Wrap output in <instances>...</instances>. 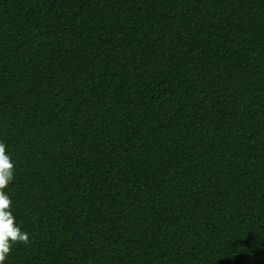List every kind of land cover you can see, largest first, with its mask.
<instances>
[{"label": "trees", "instance_id": "16d2710c", "mask_svg": "<svg viewBox=\"0 0 264 264\" xmlns=\"http://www.w3.org/2000/svg\"><path fill=\"white\" fill-rule=\"evenodd\" d=\"M5 264H264V0H0Z\"/></svg>", "mask_w": 264, "mask_h": 264}, {"label": "clouds", "instance_id": "9594fccd", "mask_svg": "<svg viewBox=\"0 0 264 264\" xmlns=\"http://www.w3.org/2000/svg\"><path fill=\"white\" fill-rule=\"evenodd\" d=\"M14 179V163L6 152V145L0 142V264L11 251L14 242L27 243V233L21 231L10 211L11 203L5 191Z\"/></svg>", "mask_w": 264, "mask_h": 264}]
</instances>
